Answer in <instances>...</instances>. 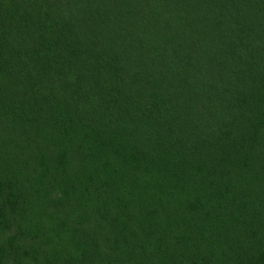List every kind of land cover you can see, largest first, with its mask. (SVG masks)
I'll return each instance as SVG.
<instances>
[{
	"label": "trees",
	"instance_id": "1",
	"mask_svg": "<svg viewBox=\"0 0 264 264\" xmlns=\"http://www.w3.org/2000/svg\"><path fill=\"white\" fill-rule=\"evenodd\" d=\"M118 2L0 0V264H264V33L218 23L264 26L256 2ZM139 21L130 70L107 43ZM226 82L239 111H188Z\"/></svg>",
	"mask_w": 264,
	"mask_h": 264
},
{
	"label": "rangeland",
	"instance_id": "2",
	"mask_svg": "<svg viewBox=\"0 0 264 264\" xmlns=\"http://www.w3.org/2000/svg\"><path fill=\"white\" fill-rule=\"evenodd\" d=\"M102 1L111 2L109 4L112 5V7H110V10H111L112 13L115 12L114 11L115 9H117V8H119L121 6V4L118 2V0H102ZM242 1H249V0H242ZM251 1L252 2H256L252 6L257 10V12L262 17H264V0H251ZM130 3H131V5L134 6L133 9L137 8L138 10H140V8H141L140 5L148 3V0H131ZM78 5H81V4H79L77 2V6ZM241 5L242 4H236L235 6H232L229 9L231 10V9L236 8L238 6H241ZM144 8H145L144 10H140L139 11L138 16H152L151 17V19H152L155 16H168V14H170V13L179 12L177 9L180 8V6H177V8L175 10H173L168 5H163V6H156L155 5L154 6V5L146 4ZM156 8L161 9L160 12H158V10ZM149 10H151V13L148 12ZM156 12H158V13H156ZM225 12L226 11L222 12V14L218 16L219 19H220V22H218V23H220L219 25H221L222 27L230 28V29H236V30H239V29L240 30H246V31H249V32H253L254 31V32L264 33V26L257 27L255 29L236 26L235 24L231 23L229 21V19H227V17H225ZM115 16H120V15L117 13V14H115ZM215 17L216 16H214V18ZM214 21H216V20H214ZM140 25H141V21L137 22L135 28L131 32L130 31H120L118 34H120L121 36L116 38L114 41H109L107 43V47H113L114 51L118 54L120 64L124 68H125V65L123 64L122 60L127 58V57H129L130 55L137 54L136 50L138 48H142V46H143L141 41H144L146 39L143 36L144 30H142L140 32V29L138 28ZM154 31H155V29L151 28V32H154ZM156 33H158V32H156ZM113 34H115V33H111V35H113ZM159 38H160V36H159ZM19 39L20 38H18L17 41ZM39 39H40V37L38 35H36V34L34 36L33 35H29V36L26 37V40L24 41L25 42V45H24L25 47L23 49V54L25 56H27L29 58L32 57L33 59L38 56L36 54V51H37ZM161 45H163V46H158L160 51H164L166 49H169V51H170V47H171L170 44H167V43L163 44V42H162ZM14 46H17V47H15L16 49L18 48L16 51L20 52L22 50L21 42L14 43ZM173 48H175V47H172L171 50H173ZM177 55H176V57L173 60H171L172 62H174L173 67H175L177 64H179V62L176 61V60H178ZM123 61L126 62L125 63L126 67H127V69H130V70H133V68L137 66V63H139V62H137L135 60H123ZM155 64H156V60H155ZM210 64H211V66L213 65L212 61H210ZM18 66H19V63H18L17 60H15V67H18ZM213 66L215 67V64ZM223 68H224V73L228 74L229 80L230 81L232 79L234 80V77H236L234 75V73H235L234 68L233 67H228V66L223 67ZM134 71H136V69ZM250 77H251V74L249 75V78ZM14 78H17V76L15 74L12 75L11 79H14ZM19 79H21V84H23V88H22L23 91H21V94L26 95L27 92L29 93L33 82L29 85V83L26 80H24L23 77H21ZM231 82H233V81H231ZM41 85L51 88L53 86V81H52V79H45L43 82H41ZM229 86H231L229 82L220 83V84H211L210 85V89L206 90L205 94L203 96L205 104L204 105L200 104L201 105L200 107L195 106L194 108H191L188 111L189 112H207V111H209V112H217V113L221 111V113H231V114L233 112L239 111V107L235 106L234 103H232L230 105L223 104L222 106H220V102H221L220 99H219L220 96L225 97L227 95H230V93H227V92H230L229 88H228ZM152 93L153 92H151V95H152ZM18 94H20V92ZM233 96H231L229 98H233ZM24 99L27 100V98H25V96H24ZM162 110L163 111H167V112H179L175 108L172 109L171 107H168V108L166 107V108H163ZM249 111H254V109H250ZM255 111L264 112V108L262 110L257 109ZM71 218H72V215L69 214L68 222L71 220ZM96 223H97L96 217L94 215L90 214L88 216V221H87L88 229L92 230L93 226ZM71 224H73V221H71ZM75 224L77 226L86 228V226L81 225L78 222H75ZM68 229L70 230L69 226H68ZM171 233L172 232H168V234H171ZM64 237H65L66 240L68 239L67 238L68 237V231L65 232V236ZM169 241H170V239H168L166 242H169ZM177 264H185L184 257L181 258V261H178Z\"/></svg>",
	"mask_w": 264,
	"mask_h": 264
}]
</instances>
